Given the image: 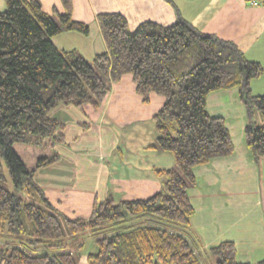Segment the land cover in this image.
<instances>
[{
  "label": "trees",
  "instance_id": "obj_1",
  "mask_svg": "<svg viewBox=\"0 0 264 264\" xmlns=\"http://www.w3.org/2000/svg\"><path fill=\"white\" fill-rule=\"evenodd\" d=\"M5 2L0 12V264H79L87 236L97 246L87 264H204L196 245L179 230L192 229L194 169L235 151L225 119L207 112V97L238 88L247 112V146L257 162L263 160L264 95L251 87L263 75V65L235 43L202 33L178 9L173 25L144 22L135 31L121 14H100L108 51L90 62L53 40L63 30L89 33L88 25L73 19V0H61L64 13L52 15L39 0ZM125 75H132L144 103L151 94L164 97L153 118L158 137L151 149L169 152L174 165L154 171L162 187L153 196L132 201L110 196L94 202L89 218L70 219L34 180L38 170L60 160L57 145L66 143L65 124L50 113L70 104L80 110L104 108L112 84ZM2 160L17 193L4 184ZM207 255L215 264H241L231 241Z\"/></svg>",
  "mask_w": 264,
  "mask_h": 264
},
{
  "label": "crops",
  "instance_id": "obj_2",
  "mask_svg": "<svg viewBox=\"0 0 264 264\" xmlns=\"http://www.w3.org/2000/svg\"><path fill=\"white\" fill-rule=\"evenodd\" d=\"M39 1L49 15L54 10L64 13L61 0ZM251 1L173 0L174 7L166 0H73V19L88 25L89 33L63 30L53 40L59 49L76 50L92 62L108 51L100 14H121L135 31L144 22L173 25L178 9L199 31L235 43L249 60L264 67V0H255L258 5ZM5 10L6 2L0 0V12ZM251 87L255 95H264V73ZM164 101L151 94L144 103L132 75H125L112 84L99 123L90 124L72 104L53 110L50 117L65 124L61 133L66 143L57 145L60 160L34 176L49 201L70 219H87L96 200H140L159 192L162 181L154 171L174 165L169 152L151 149L158 137L153 118ZM206 107L211 116L225 119L235 151L194 169L197 185L189 190L192 229L179 230L196 245L204 263L210 248L231 241L238 263L256 264L264 260V159L257 162L247 146V112L238 88L210 93ZM257 119L262 122L259 115Z\"/></svg>",
  "mask_w": 264,
  "mask_h": 264
},
{
  "label": "rangeland",
  "instance_id": "obj_3",
  "mask_svg": "<svg viewBox=\"0 0 264 264\" xmlns=\"http://www.w3.org/2000/svg\"><path fill=\"white\" fill-rule=\"evenodd\" d=\"M80 46V45H79ZM107 104V103H106ZM105 108V106H104ZM104 108H100V109H94L91 106H85L82 111L83 113H85L86 117L89 118L90 120V124H94V122L99 123L101 121L102 115L104 113ZM85 128H87V126H84ZM2 165H3V170H4V175H5V185L10 189V190H15L11 181H10V175H9V171L7 168V165L5 163L4 160H2ZM15 192L17 193V191L15 190ZM4 241H0V244H2ZM3 245V244H2ZM1 246V245H0ZM96 244L93 238H89V242L85 244L84 248L78 253V263L79 264H86V256L88 254H93L96 252ZM209 260V259H208ZM204 264H215L214 260L211 258L208 262L204 263Z\"/></svg>",
  "mask_w": 264,
  "mask_h": 264
},
{
  "label": "built area",
  "instance_id": "obj_4",
  "mask_svg": "<svg viewBox=\"0 0 264 264\" xmlns=\"http://www.w3.org/2000/svg\"><path fill=\"white\" fill-rule=\"evenodd\" d=\"M250 3H251V5H258V4H259V3H258L257 1H255V0L251 1Z\"/></svg>",
  "mask_w": 264,
  "mask_h": 264
}]
</instances>
